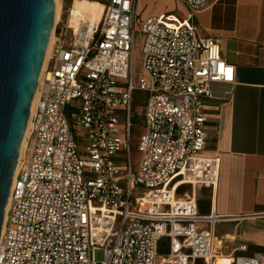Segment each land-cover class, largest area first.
Wrapping results in <instances>:
<instances>
[{"label":"built area","instance_id":"1","mask_svg":"<svg viewBox=\"0 0 264 264\" xmlns=\"http://www.w3.org/2000/svg\"><path fill=\"white\" fill-rule=\"evenodd\" d=\"M176 1L185 17H143L138 0H107L97 23L81 19L73 27L62 14L54 21L5 210L0 264H217L220 257L264 264V257L235 254L248 249L242 243L225 255L216 226L229 217L198 210V189L216 188L220 175V159L202 154L206 103L213 83H234L235 65L196 23L220 0ZM137 89L148 96L134 171ZM78 129L87 138L82 153ZM184 186L190 190L181 195Z\"/></svg>","mask_w":264,"mask_h":264},{"label":"crops","instance_id":"2","mask_svg":"<svg viewBox=\"0 0 264 264\" xmlns=\"http://www.w3.org/2000/svg\"><path fill=\"white\" fill-rule=\"evenodd\" d=\"M160 2L147 10L141 0L138 12L143 17L176 13L180 5ZM196 23L235 65L234 83H213L214 98L206 103L208 139L202 154L220 159V175L216 188L198 189V210L229 217L216 226L225 255L242 243L248 249L235 254L264 257V0H220L200 11ZM189 190L184 186L181 195ZM217 264L230 259L220 257Z\"/></svg>","mask_w":264,"mask_h":264},{"label":"water","instance_id":"3","mask_svg":"<svg viewBox=\"0 0 264 264\" xmlns=\"http://www.w3.org/2000/svg\"><path fill=\"white\" fill-rule=\"evenodd\" d=\"M55 13V0H0V233Z\"/></svg>","mask_w":264,"mask_h":264},{"label":"rangeland","instance_id":"4","mask_svg":"<svg viewBox=\"0 0 264 264\" xmlns=\"http://www.w3.org/2000/svg\"><path fill=\"white\" fill-rule=\"evenodd\" d=\"M98 1H100L102 4L106 2V0H98ZM140 1L141 0H138V4L140 3ZM59 2L61 6L59 17L62 14L65 21L69 19L70 22H72V19H75V16H74L75 11L73 9L75 0H59ZM160 4H161L160 0H144V5H148L147 10L152 9L150 6H153V8H156ZM176 7H177L176 13L180 17H185V13H183V9L180 7V5ZM70 9H72V14L69 17ZM141 74H142L141 37L138 36L136 39V49H135V75H136L135 77L136 79ZM147 96L148 95L145 91H142L139 89L135 90L133 94V97H134L133 109L135 111V115L132 118V122L134 126H133L132 141H131L130 159H131V163H132V167L134 171H137L140 158H141V154L138 150V145H139V137L143 133V125H144L143 116L139 114V111L141 107L145 105ZM77 133H78L79 147L82 153L87 145L86 133L82 129H78ZM168 248H169L168 239L165 238L161 241L160 252L165 253L168 251ZM94 256L97 261H101L103 259L102 249L96 250Z\"/></svg>","mask_w":264,"mask_h":264},{"label":"bare ground","instance_id":"5","mask_svg":"<svg viewBox=\"0 0 264 264\" xmlns=\"http://www.w3.org/2000/svg\"><path fill=\"white\" fill-rule=\"evenodd\" d=\"M55 1H56L55 23H57L58 18H59V14H60V10H61V6H60L59 0H55ZM73 9L75 11L74 12L75 19H72V22H70V23L73 27H78L81 19L89 20L91 23H95V22L99 21L101 19V16H102V13L104 10V4H102L98 0H75ZM53 31H54V29H53ZM53 31H52V34L50 37V41H49L46 59L44 62L42 73L44 72L47 60L51 54L52 46L54 43ZM36 98H37V94H36V96L33 100V103H32L31 114H32L34 107H35V104H36ZM30 126H31V122H29V124H28L26 135L24 137V140H23V143L21 146L20 154L23 153V151L26 147V141H27V136L29 133Z\"/></svg>","mask_w":264,"mask_h":264}]
</instances>
